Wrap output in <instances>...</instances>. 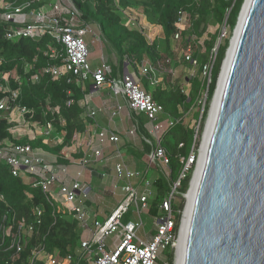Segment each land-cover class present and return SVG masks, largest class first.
Here are the masks:
<instances>
[{"label":"trees","instance_id":"obj_1","mask_svg":"<svg viewBox=\"0 0 264 264\" xmlns=\"http://www.w3.org/2000/svg\"><path fill=\"white\" fill-rule=\"evenodd\" d=\"M244 0H74L75 6L81 11L83 20L98 32L101 50L108 55H114L115 63H109L110 73L108 78H117L124 71V65L131 68L141 81V88L151 94L152 98L163 107L160 120L173 119L170 125L160 136V145L167 155V172L158 171L151 183L152 194L149 198V213L157 216L159 204L170 193L172 182L177 180L183 169L182 158H186L195 150L197 132L194 128L183 123V116L196 102L202 92L207 90V100L213 94L217 75L225 54L227 41L216 49L219 32H215L204 40V51L192 50L194 43L205 33L210 23L223 25L227 17L226 27L232 30L236 24L238 13ZM132 8L141 13L147 24L161 27L162 36L149 40L145 29L137 25H125L120 9ZM2 10L0 9V15ZM186 17V27L180 33L178 44L186 51L190 48L199 67L200 73L208 61L213 49H216L215 60L211 70L210 82L206 78L191 77L190 92L185 94L179 87L172 86L169 82L171 73V58L173 57V37L178 32L176 26L181 16ZM6 24L0 20V73L10 72L9 87L19 89L15 104L32 110V119L45 127L51 123L52 136L61 141L55 145H48L41 138L29 140L27 137L19 139L18 143L30 144L33 148L48 152L56 157L58 163L71 165L73 161L82 157V151L72 153L65 159L62 155L64 148L71 147L77 135L85 132L88 122L92 119L84 118L83 102L91 96V83L86 81L84 88L76 76L71 74L53 79L48 74H42L37 83L31 81V76L40 73L44 66L60 64V60H53L47 54V36L38 40L29 38L19 39L16 42L4 37ZM193 36L195 37L194 39ZM194 42V43H192ZM199 47L197 45L195 47ZM194 47V48H195ZM147 61L160 78L150 91V78L153 73L140 75L141 64ZM25 63L30 65V70L24 71ZM156 74V73H155ZM19 78V81H15ZM3 81L0 80V84ZM208 88V89H207ZM69 92L71 94H69ZM4 94L0 92V98ZM71 103L67 105V101ZM48 106V107H47ZM50 108V109H49ZM181 108L183 111H180ZM8 113L0 110V140L11 139V123L7 121ZM205 110L201 119L203 123ZM27 118L30 115L26 116ZM198 118V113L196 114ZM61 119L64 123H61ZM132 128L143 137L142 150L130 153L142 158L151 153L153 143L145 126L147 119L144 114L130 112ZM148 140V141H147ZM98 171L90 168L93 179L107 175L109 171ZM149 174V172H148ZM147 176V174H146ZM188 177L180 181L177 190L182 194L188 182ZM91 190L92 186L90 185ZM0 226L17 230L18 223L23 219L32 224L34 234L30 241L15 260L16 264H25L30 258L34 248L42 247L62 260L71 255L75 264L81 253V230L75 220L65 211L52 205L46 195L38 186L23 181L22 175L13 176L8 165L0 161ZM81 199L80 202L88 209L93 207L92 202ZM41 209L40 222L36 223L35 209ZM182 208V204L172 202L174 214ZM113 210V209H112ZM111 210V211H112ZM110 211V212H111ZM108 213V215L110 214ZM179 224V215L176 213L175 230ZM7 238V239H6ZM0 238V264H7L15 256V250H7L9 238ZM174 252L169 249V264H173ZM36 264H41L38 260ZM79 264V263H78Z\"/></svg>","mask_w":264,"mask_h":264},{"label":"built area","instance_id":"obj_2","mask_svg":"<svg viewBox=\"0 0 264 264\" xmlns=\"http://www.w3.org/2000/svg\"><path fill=\"white\" fill-rule=\"evenodd\" d=\"M0 9L2 10L0 20L6 24L5 39L16 42L23 38L38 40L47 36L50 39L46 43L48 56L53 60H60L59 65L44 66L40 73L32 75V82L37 83L42 74H48L53 79L71 74L76 76L82 88L90 79L91 90L97 91L107 87L116 99L122 96L130 112L142 113L147 119L145 129L151 137L155 138L149 156L150 162L158 160L162 166L167 167V155L160 145V136L173 124V119L160 120L163 107L152 98L150 93L141 88L140 78L135 73L124 70L119 77L108 78L110 66L104 59L99 66L91 67L84 37L92 32V29L83 20L82 13L75 6L74 0H0ZM120 12L135 13L132 8L120 9ZM124 24L136 25L137 23L132 19L131 22L126 21ZM137 26L140 25L137 24ZM176 26L178 32L174 35L173 41H177L180 33L185 29L186 17L182 15ZM222 27L226 29V26L222 25ZM192 53V50L188 48L184 54V59L190 63L196 62ZM215 55L216 49H213L202 68L203 78H206L208 82H210ZM30 68V65L25 63L26 73ZM148 72L153 73L149 80L150 84H156L158 80L155 71L144 60L140 75ZM9 78L10 72L0 73V80L3 81L0 84V92L4 94L0 98V110L8 113L7 121L12 125L10 128L12 138L0 140V161L8 165L13 176L28 175L32 179L31 184L38 186L52 205L58 202L59 206L76 221L81 233L86 235L81 239V253H87L89 256L87 264H155L159 250L177 249L179 234L175 230L172 202L178 193L180 181L185 178V173L194 162V156H191L192 151L186 158H182L183 169L177 180L171 183L170 193L159 204L155 231L150 238L141 239L137 235V231L143 227L141 212L149 208V198L152 193L151 183L146 177L150 162L145 171L130 168L125 163L118 146L120 140L118 132L111 127L116 116L120 114L122 106L116 102L109 115L107 126L95 129L87 127L83 134L76 136L71 147L63 149L62 155L65 159L72 153L78 151L83 153L79 160L71 163L78 168L73 177L68 170L71 165L58 163L55 156L53 161H49L41 154L42 150L33 148L27 143L15 142L23 137L29 140L41 138L44 143L55 145L61 139L52 136L51 123L42 127L39 122L33 121L32 110L15 104L19 89L9 87ZM15 81H19V78ZM182 92L185 93V90ZM70 103L71 100L67 101V105ZM83 107L82 116L95 120L98 110L92 105L89 97L84 100ZM27 115L30 117L27 118ZM61 123L63 124L64 120L61 119ZM135 133H137L135 127L129 130V134ZM110 146H113L114 152L111 167L114 183H112L111 192L115 194V191L119 190L122 197L116 208L106 218L100 220L80 202L81 199H87L92 191L90 186L82 183L81 178L89 169L91 162L102 161L105 149ZM0 199H3L2 195ZM130 205L134 206L138 219L124 222L122 217ZM35 215L38 224L40 208L35 209ZM34 229L32 224L23 219L18 223L16 231L7 229L4 225L0 226V238H9L6 251L15 250L14 258L7 264H16L15 260L30 241ZM112 234L115 238L106 245L104 240ZM91 255L93 260L90 259ZM38 260L41 264H72L73 262L71 255L59 260L42 247H38L32 250L25 264H36ZM75 264H78V261ZM162 264L169 263L165 260Z\"/></svg>","mask_w":264,"mask_h":264},{"label":"water","instance_id":"obj_3","mask_svg":"<svg viewBox=\"0 0 264 264\" xmlns=\"http://www.w3.org/2000/svg\"><path fill=\"white\" fill-rule=\"evenodd\" d=\"M235 25L181 264H264V0H244Z\"/></svg>","mask_w":264,"mask_h":264},{"label":"rangeland","instance_id":"obj_4","mask_svg":"<svg viewBox=\"0 0 264 264\" xmlns=\"http://www.w3.org/2000/svg\"><path fill=\"white\" fill-rule=\"evenodd\" d=\"M241 11V9H240ZM240 11L238 13V16L240 14ZM120 14L123 16L126 13H122L120 12ZM126 16H128L126 14ZM131 17L136 20V23L139 22V16H132ZM140 25V24H139ZM144 27H147L146 25H144ZM236 25L234 26V28L232 30H230L228 27L223 28L221 25L218 24H213L210 23L207 26V29L205 31V33L197 40V45H200V48L196 46V44L194 42V47L192 48V50L197 49L198 51L202 52L204 51V47L203 42L204 40H207L209 38V36H211L212 34H214L215 32H219V36H218V42L219 45H223L226 41V50H225V54L222 60V64L220 66L218 75H217V79L215 82V87H214V91L212 96L210 97L209 100H207L206 97V93L205 91L202 92L199 96V98L196 100L195 104L189 109L187 110V112L184 114L183 116V123L185 125H188L189 127H192L196 130L197 135H196V146H195V150L192 151L193 154H191V156H194V162L192 163L191 167L188 169V171L185 173L186 176L188 177V182H187V187L185 189V191L182 194L177 193L175 198H174V203L178 204H182V208L180 210H177V214L179 215V224L178 227L181 223V220L183 219V212H184V206L187 202V190L189 189L192 180L194 178V174L196 172L197 166H198V161H199V157H200V152H201V147H202V143H203V139H204V134H205V130L207 128L208 125V120H209V116H210V112L212 109V105L218 90V86H219V80H220V76L223 70V66H224V62L228 56V51L231 47L232 44V40L235 37V31H236ZM148 29H146L145 31L148 34ZM94 32V33H93ZM93 32H89L87 33V35H85L84 39L85 42L87 44L88 47V62L93 65V61L95 62H101L102 59V53H103V58H107L108 61L110 63H115V57L114 55H107L105 52H101V45H100V41L98 40V37L100 36L98 34V32L94 31ZM150 35V34H149ZM160 37L162 36V32H159ZM151 37V36H150ZM152 38V37H151ZM195 37L193 36L192 39H194ZM178 41V40H177ZM177 41H173V57L171 58V73H170V84L172 86L175 87H179L181 90H185V94H188L190 92V82L189 79L191 77H199V79H202L204 77V74L200 73L199 71V67L197 65L196 62H188L186 61L184 58V54H185V50L182 48L183 46L178 44ZM193 54V53H192ZM156 73V77L157 79L160 78L159 74L157 73V71H155ZM90 81V79H88V82ZM156 84L151 85L150 84V91L151 89L155 86ZM102 91V90H100ZM109 89H105L103 90V92H96L94 95L96 96V98L93 99V97H91V100H94V103H101L102 100L106 103L105 106H107V108L104 107V110H106L107 112H104L103 109H97L98 113L96 115V119H99L101 117H103L106 120H108V116L110 115L111 111H112V106L115 103V100L113 98V96H111L108 93ZM102 93V94H101ZM108 93V95H107ZM111 93V92H110ZM112 94V93H111ZM110 95V97H109ZM108 96V97H107ZM119 99V103L121 104V106L123 107L121 109V112L118 116H116L115 118V129L118 132V136L120 138L119 140V148L121 151V155L123 156V159L125 161V163L128 165V167L136 169V170H140V171H145L146 168H148V163L150 162V153L146 154L145 156H143L142 158H138L135 157V155L131 154L130 151H140L142 150V139L143 137L137 132L134 135L129 134V130L132 129L131 123H130V113H128V108L125 107L123 104V99L121 96L117 97ZM122 100V101H121ZM121 101V102H120ZM113 103V104H112ZM99 108V107H98ZM180 111H183L181 108H179ZM205 110V115H204V119H203V123L201 124V119L203 117V113ZM198 113V118H196V114ZM202 113V114H201ZM201 114V116H200ZM152 139V143L154 145L155 143V138L151 137ZM41 154L45 155L49 161H53L54 160V156L52 155H48V154H44L41 151ZM45 158V157H44ZM114 158V152L111 150V147H108L107 149H105L104 151V156L102 161L100 162H91L89 165V169H87V171L84 172V174L82 175L81 181L82 183H84L85 185L91 184L92 186V191L90 193V198L89 200L92 202L93 207L90 208L91 211L97 213L99 215L100 220L104 219L108 216V213L112 210L115 209L116 206L119 204L120 200H121V193L119 190L115 191V194H112L111 192V186L112 183H114V178L112 176V171H111V167H112V162ZM47 159V160H48ZM91 167H95L98 171L103 172V169H106L107 171H109L104 178H97V179H93V177H91L90 174V168ZM68 170L70 172L71 175H73V177L75 176V173L78 171V168L75 167V165H71L70 167H68ZM158 171H162L164 173L167 172L166 167L162 166L158 160H154L150 162V169H149V174H147V179H149L150 183H152V181L154 180V178L157 175ZM185 176V177H186ZM152 194V193H151ZM54 205L56 206L57 209L64 211L58 204V202H54ZM149 208L144 209L141 212V218L143 221V227H141L138 231H137V235L141 238V239H146V238H150V236L153 234V232L155 231V224H156V217L154 215H152L151 213H149L148 211ZM112 212V211H111ZM110 212V213H111ZM176 213L174 214V217H176ZM138 219V216L135 212V208L133 205H130L126 211V213H124L123 217H122V221H136ZM82 232V231H81ZM83 235H81L82 237L85 238V234L82 233ZM81 237V239H82ZM115 238V235L112 234L108 237H106V239L104 240L105 244L108 245L112 242V240ZM170 248L167 249H162L158 251V257L157 260L155 262V264H162V262H164L165 260H168V252H169ZM174 252V250H173ZM87 258H89V256L87 255V253L82 254L80 253L78 256V263L79 264H87ZM91 260H93V255H91L90 257Z\"/></svg>","mask_w":264,"mask_h":264},{"label":"crops","instance_id":"obj_5","mask_svg":"<svg viewBox=\"0 0 264 264\" xmlns=\"http://www.w3.org/2000/svg\"><path fill=\"white\" fill-rule=\"evenodd\" d=\"M135 11V10H134ZM126 14L128 15V16H126ZM126 14H124L123 16H122V18H123V21H124V23L126 22V21H130L131 22V20L133 19L132 17H131V15L132 16H139V22L137 23V24H140V26L141 27H143V29H148L147 31H148V34H147V32L145 31V34H146V36H147V38L151 41V40H153L154 38H158V37H160V35H159V32H162V30H161V27L160 26H158V25H149V24H147V22L145 21V18H144V16L141 14V13H139V12H137V11H135V13L133 12V13H126ZM135 22H136V20H134ZM136 24V25H137ZM135 25V24H134ZM144 25H146L147 27H144ZM94 33V32H93ZM150 34V35H149ZM152 38H151V37ZM98 40H99V37H98ZM101 52H103L102 50H101ZM102 56V59H104V60H106L107 62H108V64L110 63L109 61H108V59L107 58H103V53L101 54ZM108 55V54H107ZM109 56H111V55H109ZM102 59H101V61H102ZM115 62V61H114ZM101 64V62H95V61H93V65H91V67L92 68H95V67H97V66H99ZM124 70H126V71H132L131 70V68H127V66H126V64L124 65ZM105 89H109V88H107V87H104V88H102V89H99V90H97V91H93V90H91V96H88L89 98H90V100H91V97H93V99L94 98H96V96L94 95L96 92H98V93H100V92H103V90H105ZM100 90H102V91H100ZM111 91H110V89H109V91H108V93L111 95V96H113L111 93H110ZM104 93V92H103ZM108 93H107V95H108ZM102 94V93H101ZM110 95H109V97H110ZM108 97V96H107ZM122 97V96H121ZM111 98V97H110ZM113 98H114V100H115V103L113 104V106H112V110H113V107L116 105V102H118L119 103V99L117 98H115L114 96H113ZM122 99H123V97H122ZM122 101V100H121ZM120 101V102H121ZM123 102H124V106L125 107H127V105H126V102H125V100L123 99ZM91 103H92V105L96 108V109H103L104 110V107L105 108H107V106H105L106 105V103L102 100V102L101 103H99L98 102V104L97 103H94V100L92 101L91 100ZM120 104V103H119ZM121 105V104H120ZM99 107V108H98ZM123 108V107H122ZM104 112H107L106 110H104ZM121 112V111H120ZM97 113H98V111H97ZM128 113H130V111H129V109H128ZM108 118H109V116H108ZM107 124H108V120H106L105 121V119L103 118V117H101V118H99V119H96L95 118V120H92V122L90 123V122H88V128H98V127H105V126H107ZM111 127H113V129L115 130V121H114V123H112L111 124ZM111 147V150L113 151V146H110ZM107 149V148H106ZM42 153H44V154H48V155H52V154H50V153H48V152H45V151H42ZM46 159H48L45 155H43ZM53 156V155H52ZM49 160V159H48ZM90 171V170H89ZM112 171V170H111ZM112 173V176H113V172H111ZM108 175V174H107ZM106 175H103L101 178H104ZM100 178V179H101ZM22 179H23V181L25 182V183H27V184H29V183H31L32 182V179L28 176V175H25V174H22ZM91 184H88V186H90ZM91 188V187H90ZM111 189V188H110ZM89 196H90V194H89ZM90 210V212H91V214H95V217L97 218V219H100L99 218V215L97 214V213H95V212H93V211H91V209H89Z\"/></svg>","mask_w":264,"mask_h":264},{"label":"bare ground","instance_id":"obj_6","mask_svg":"<svg viewBox=\"0 0 264 264\" xmlns=\"http://www.w3.org/2000/svg\"><path fill=\"white\" fill-rule=\"evenodd\" d=\"M243 13H244V11L242 12V15H243ZM236 33L237 32H235V35H236ZM234 40H235V37L232 40V46L234 44ZM230 54H231V49L228 51V56H227V59L224 63V66H223V70H222L220 80H219L218 90H217V93H216V96H215V99H214V102L212 105V109H211L209 120H208V125H207V128L205 130L206 132L204 134V139H203V143H202V147H201L198 166H197L196 172L194 174V178L192 180L191 189L187 193L188 205H187L185 212H184V216L182 219L181 231H180L177 243H176V247H177L176 264H181L182 255H183L184 237H185V232H186V227H187L188 210H189V205H190V201H191V196H192L193 189L196 185L197 179H198L199 174H200V170H201V166H202L203 158H204V151H205L206 143H207V139H208V134H209L212 122H213V118H214V114H215V110H216V106H217V102H218V97H219L220 89H221L223 81H224L225 70H226V66H227V62L229 60Z\"/></svg>","mask_w":264,"mask_h":264}]
</instances>
